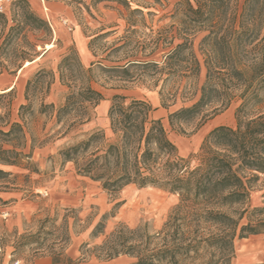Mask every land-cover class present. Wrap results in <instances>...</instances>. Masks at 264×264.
<instances>
[{
    "label": "trees",
    "instance_id": "obj_1",
    "mask_svg": "<svg viewBox=\"0 0 264 264\" xmlns=\"http://www.w3.org/2000/svg\"><path fill=\"white\" fill-rule=\"evenodd\" d=\"M14 5L15 25L9 27L5 41L16 39L25 27L46 35L51 32L49 23L31 9L27 0H15ZM177 5L180 26L160 33L146 60L132 55L124 59L123 65L103 69L119 73L116 78L122 83H131L143 82L145 76L133 74L134 68L151 69L156 82H166L175 77L196 79L204 67L206 77L197 91L198 100L171 113L170 125L183 132L179 126L199 120V127L239 100L236 128H215L199 153L185 159L162 120L153 118L154 109L148 102L115 95L108 111L112 141L104 130H98L62 150L61 156L75 165L80 176L98 183L113 201L131 185L140 189L155 187L179 196L160 234H142L140 229L126 231L120 226L93 252H105L107 259L129 255L135 259L131 264H230L237 238L264 234V208L250 207L252 193L264 175V0H182ZM0 26H9L4 13H0ZM200 34L202 59L194 50V39ZM37 45L27 41V49L17 50L6 70L14 67L12 73H18L24 70V61L32 65L43 57L32 58ZM59 74L71 90L65 104L56 109L58 123L70 122L63 134L67 135L74 127L90 122L93 109L105 97L92 86V69H86L75 52L61 60ZM167 95L163 89V107L167 106ZM6 174L0 169V175ZM122 205L117 202L103 219L115 218ZM56 222L51 218L41 221L36 239L41 241L37 253L42 254L30 263L44 256H50L53 264L82 262L81 258L68 256L62 245L58 249L52 244L49 252L44 251V235L63 231L62 241L70 240L69 222L65 220L60 226ZM104 229V222L98 223L93 236L103 235ZM205 250L209 251L207 261L197 263Z\"/></svg>",
    "mask_w": 264,
    "mask_h": 264
},
{
    "label": "rangeland",
    "instance_id": "obj_2",
    "mask_svg": "<svg viewBox=\"0 0 264 264\" xmlns=\"http://www.w3.org/2000/svg\"><path fill=\"white\" fill-rule=\"evenodd\" d=\"M27 1L31 9L49 23L51 32L46 35L44 31L31 32L25 27L16 39L5 41L9 27L15 25L12 21L15 0H0V9L3 7L0 13L9 18L7 29L0 26V76L8 75L10 81L19 78L12 92L0 93V169L7 173L0 175V188H8L26 198L25 203L13 205L15 207L5 214L0 203V264L18 261L30 264L36 255L42 254L37 253L41 241L38 242L36 234L41 221L46 218L56 219L57 226L67 220L70 227L68 242L62 241L63 231L44 235L46 243L42 247L46 253L52 244L58 249L62 245L68 256L83 259L80 264H110L114 259L105 258V252H93L95 247L102 245L120 226L126 231L140 229L142 234H160L179 203V196L155 187L140 189L131 185L113 201L98 183L80 176L73 163L65 162L61 151L98 130H104L112 141L108 111L113 97L124 95L148 102L154 109L153 118L162 120L179 155L189 159L199 153L205 138L215 128H236L240 101L235 100L228 109L199 127V120L182 124L179 126L183 129L181 132L170 125L169 116L198 100L200 93L197 91L206 77L204 67L196 79L175 77L166 82H156L151 69L134 68L133 74L145 76L143 82L131 83H122L116 78L119 73L103 69L123 65L124 59L132 55L146 60L145 55L151 52L153 40L165 30L180 26L177 3L182 0ZM77 31L80 37H77ZM202 37L200 34L194 39V50L200 59L203 58L200 51ZM38 38L42 42H36ZM27 41L38 44L37 53L32 58L44 56L23 71L14 74V67L7 71L5 66L9 65L17 50L27 49ZM48 44L54 47L48 50ZM121 46L120 51L113 50ZM71 52L76 53L86 69H92L91 84L105 99L93 109L90 122L63 135L70 122L58 123L56 109L65 104L71 90L60 80L59 64ZM163 89L166 95H171L166 96V107H163L161 96ZM14 123L19 126L13 127ZM117 202H123L117 209V216L103 219ZM250 207L264 208V175L252 193ZM102 221L104 234L94 237V228ZM202 254L197 263L207 261L209 251ZM134 260L132 258V262ZM230 264H264V234L237 238Z\"/></svg>",
    "mask_w": 264,
    "mask_h": 264
},
{
    "label": "crops",
    "instance_id": "obj_3",
    "mask_svg": "<svg viewBox=\"0 0 264 264\" xmlns=\"http://www.w3.org/2000/svg\"><path fill=\"white\" fill-rule=\"evenodd\" d=\"M76 33H77V37H80V32L77 31ZM17 79L19 78L15 77L14 80L10 81L8 75H1L0 84L3 85V87L0 88V93L6 94V93L11 92V90L15 89L18 84ZM25 202H26V198L23 197L21 193L11 192V190H9L8 188H4V187L0 188V203H1V210L3 214H5L6 211L7 212L10 211L11 208H14L16 205H20L21 203H25ZM131 262H132L131 257L121 256L117 259L112 260L110 264H130ZM4 264H9V262H5ZM30 264H53V260L50 256H44L39 259H36Z\"/></svg>",
    "mask_w": 264,
    "mask_h": 264
},
{
    "label": "bare ground",
    "instance_id": "obj_4",
    "mask_svg": "<svg viewBox=\"0 0 264 264\" xmlns=\"http://www.w3.org/2000/svg\"><path fill=\"white\" fill-rule=\"evenodd\" d=\"M53 47H54L53 44H48V45H47V49H48V50L52 49ZM30 64H31V62L27 61V62L25 63L24 68L30 66ZM10 90H11V89H10ZM10 90H8V91H10Z\"/></svg>",
    "mask_w": 264,
    "mask_h": 264
},
{
    "label": "built area",
    "instance_id": "obj_5",
    "mask_svg": "<svg viewBox=\"0 0 264 264\" xmlns=\"http://www.w3.org/2000/svg\"><path fill=\"white\" fill-rule=\"evenodd\" d=\"M0 10L2 11L3 10V7H1ZM15 264H20V261L16 262Z\"/></svg>",
    "mask_w": 264,
    "mask_h": 264
}]
</instances>
